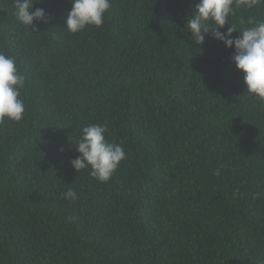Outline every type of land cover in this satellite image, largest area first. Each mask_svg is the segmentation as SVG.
<instances>
[{
  "label": "trees",
  "instance_id": "obj_1",
  "mask_svg": "<svg viewBox=\"0 0 264 264\" xmlns=\"http://www.w3.org/2000/svg\"><path fill=\"white\" fill-rule=\"evenodd\" d=\"M197 2L111 0L73 34L69 0L34 4L35 30L0 0V51L26 77L24 119L0 125V264H264V101L233 48L190 38ZM250 19L264 4L230 23ZM90 123L126 152L107 182L69 163Z\"/></svg>",
  "mask_w": 264,
  "mask_h": 264
},
{
  "label": "clouds",
  "instance_id": "obj_2",
  "mask_svg": "<svg viewBox=\"0 0 264 264\" xmlns=\"http://www.w3.org/2000/svg\"><path fill=\"white\" fill-rule=\"evenodd\" d=\"M40 0H15L14 15L22 25L37 29L39 24L50 22L49 14L43 8L33 5ZM70 10L66 13L65 28L69 33H79L86 26H102L104 14L111 7V0H69ZM264 4V0H198L194 11L187 20L191 39L202 44L206 33L221 41L226 48H233L230 60L243 74L246 92L255 99L264 101V19H250L247 24L241 21V27L230 23L240 7L252 9ZM228 24L226 31H220ZM239 31L233 37L232 33ZM26 77L20 71L14 57L0 51V125L6 121L20 122L26 111L22 90L25 89ZM107 127L102 124H87L81 130L79 140L72 143L79 153L70 159V165L77 172L90 169V175L99 182H107L126 159L123 147L110 142L105 133ZM62 150V149H61ZM63 198L76 200L75 190L69 188L61 194Z\"/></svg>",
  "mask_w": 264,
  "mask_h": 264
}]
</instances>
